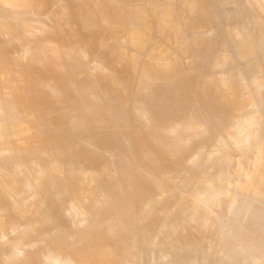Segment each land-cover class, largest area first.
I'll return each instance as SVG.
<instances>
[{"label": "bare ground", "instance_id": "1", "mask_svg": "<svg viewBox=\"0 0 264 264\" xmlns=\"http://www.w3.org/2000/svg\"><path fill=\"white\" fill-rule=\"evenodd\" d=\"M0 12V88L38 110H0V215L17 205L2 187L13 177L35 201L30 214L41 212L35 225L76 213L100 231L64 225L60 257L15 213L8 233L0 224V264H132L140 232L147 241L142 218L154 210L188 232L180 253L201 257L177 264H209L210 245L235 253L242 237L243 254L222 264H264L252 236L264 229V0H0ZM231 47L242 67L229 70ZM88 128L95 138H84ZM251 147L262 154L253 169L234 162ZM157 156L208 179L150 196ZM87 167L115 176L104 193L80 186ZM138 198L147 205L136 208ZM213 221L216 237L206 235Z\"/></svg>", "mask_w": 264, "mask_h": 264}, {"label": "rangeland", "instance_id": "2", "mask_svg": "<svg viewBox=\"0 0 264 264\" xmlns=\"http://www.w3.org/2000/svg\"><path fill=\"white\" fill-rule=\"evenodd\" d=\"M235 9L240 14H244L245 12H247V8L244 7L241 3H238V5L235 6ZM0 14H3V12H0ZM5 15H8V13ZM11 17L17 20L19 16L18 14L15 13L12 14ZM213 29L216 28L213 27ZM215 39L217 44H221L223 42V36H219L216 34ZM230 53H229V58L231 59L232 56L233 59L228 60L226 68L230 70L235 67L236 68L242 67V62L240 59H238V56L234 52L232 47L230 48ZM234 60L236 63L234 62ZM232 61L234 64L231 63ZM139 75L140 74L138 73L135 77L132 78V81L135 84L138 82L140 78ZM243 90L245 93L249 92V89H247L246 87ZM2 106L5 107V109L11 111L15 110L16 108H19L20 110H23L25 113L36 114L38 112L36 107H29V108L26 107V105L23 102L19 101L9 91L0 88V110L2 109ZM56 135H58V133H56ZM83 135L85 139H91V137L93 139L96 137L94 131L89 128L84 130ZM247 137L250 142L254 140V136L252 134H249V136ZM79 143L80 145L77 146V150L80 152L82 143L81 142ZM194 155H195V150H192L187 153L186 157L189 158V157H193ZM261 158H262V154L257 149H253L251 147L249 153L247 154L235 153L234 162L240 161L243 164H245L246 167L253 169L254 160L255 159L260 160ZM102 163L107 164V159H104ZM156 163L157 164H154V167L159 169L157 171L158 186L149 190L148 194L150 196L151 194L154 195L153 193L156 192V194L162 193L164 198L173 197L174 194L176 193V187L181 183L189 182L190 179L194 177L202 180L208 179V177L205 174L194 171L183 165V163H181L180 161H176L174 159L172 160L161 156H157ZM235 168L236 167H234L233 170H235ZM85 170H86V174L78 178L79 184L81 187L86 186L88 188H91L92 190L95 191L97 195L104 193L108 189V183L114 182L115 180V176L111 174L109 175L105 174L103 176H90L89 173L91 171L89 167H87ZM18 183L19 181L13 177H10L6 181V183L2 182L3 184L2 187L5 188V191L8 194V196H11L15 201V203H17L16 205L13 202L15 206L10 207L11 211H9L10 210L9 208L8 211L3 214V216L0 215V224H2L6 233H8L5 227L7 225L6 223H8L9 221L8 219H10V216H12L13 214L18 213L19 220H21L22 222H27L28 220L30 221V222L28 221L31 228L30 233L37 237H40L43 251L56 252L60 257H64L66 253L64 251L55 250V245H56L55 241H57V238H61L65 241H68L67 236L65 234H60V232H58L60 228H63L64 225H67L70 222H74L82 226L80 231H83L84 233L89 232L94 235L100 234V231L97 229L95 225H91L88 221L82 220V218L76 213L62 212L58 217H55L52 221L48 223H45L40 226L35 225L34 223H36L35 221L38 219L41 212H37V214H35L34 216L33 214L32 215L30 214L32 209L35 207V201L33 200V198H30L31 196L28 197V195L21 192V190L18 187ZM142 200L144 199L138 198L136 200L137 202L136 208L139 205H141L139 208L145 207L147 205L146 203L143 204V202L145 201ZM31 201L34 207L30 204ZM63 201L64 202L59 204L58 207H60V205L62 206V208H65L67 206L66 200ZM13 208L15 211L12 213ZM17 208L19 210L23 209L22 211L25 210L24 211L25 213L22 211H21L22 213H20V211H18ZM27 210L29 211V213L27 212ZM23 214H25V216ZM138 214L140 213H136L135 217L140 216ZM8 216L9 218H7ZM142 220L145 223L144 225L147 230V241H144L145 239L143 236H141V232H140L139 233L140 240L137 243L133 244V248L138 252V257L135 259V261L132 264H142V262L148 261L152 255H153V259L151 260L150 264H177L182 260H186L188 257L195 258L198 260V262L201 261V257L196 252V250H191L190 252H186L183 254H181L180 251L178 250V245L182 241H184L185 237H187L188 232L179 233L177 231V228L174 227L173 223H168L167 221H165V218H162L160 216L158 217L156 210L152 211L150 214L143 217ZM165 225L167 226L164 227ZM217 227L218 226L216 222L213 221L210 224V226L206 228V235L216 237ZM252 236H253V240H255V243L264 247V229H262L261 227L255 228ZM249 241H250L249 237L239 238L236 240L235 244L233 245V248L231 247L230 250L235 249V253L237 252L243 254L242 249L248 246ZM207 252L212 257V261L209 264H222L224 261H233L235 258V253L233 252L228 253L227 251H223L222 247L216 242L210 245V247L207 249ZM32 263L51 264L42 257L34 258L32 260Z\"/></svg>", "mask_w": 264, "mask_h": 264}]
</instances>
